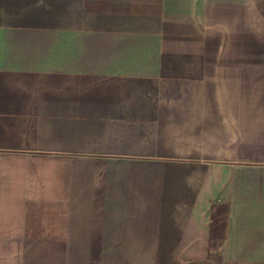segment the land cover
I'll list each match as a JSON object with an SVG mask.
<instances>
[{
  "label": "crops",
  "instance_id": "crops-1",
  "mask_svg": "<svg viewBox=\"0 0 264 264\" xmlns=\"http://www.w3.org/2000/svg\"><path fill=\"white\" fill-rule=\"evenodd\" d=\"M0 264H264V0H0Z\"/></svg>",
  "mask_w": 264,
  "mask_h": 264
}]
</instances>
